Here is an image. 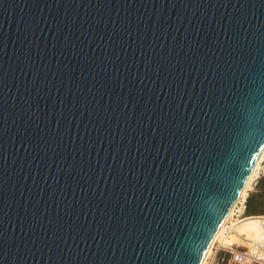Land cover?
Returning a JSON list of instances; mask_svg holds the SVG:
<instances>
[{"label": "water", "instance_id": "95a60500", "mask_svg": "<svg viewBox=\"0 0 264 264\" xmlns=\"http://www.w3.org/2000/svg\"><path fill=\"white\" fill-rule=\"evenodd\" d=\"M264 150V0H0V264H201Z\"/></svg>", "mask_w": 264, "mask_h": 264}, {"label": "built area", "instance_id": "2783aa9c", "mask_svg": "<svg viewBox=\"0 0 264 264\" xmlns=\"http://www.w3.org/2000/svg\"><path fill=\"white\" fill-rule=\"evenodd\" d=\"M247 195L238 199L232 211L231 221L225 224L229 228L231 222H237L247 216ZM205 264H264V216L261 220V233L257 238L244 239L242 242L221 244L217 241Z\"/></svg>", "mask_w": 264, "mask_h": 264}, {"label": "rangeland", "instance_id": "374dc122", "mask_svg": "<svg viewBox=\"0 0 264 264\" xmlns=\"http://www.w3.org/2000/svg\"><path fill=\"white\" fill-rule=\"evenodd\" d=\"M249 187L251 191L248 197L247 211L249 207L252 213L247 212L245 218L237 222H231L230 227L224 229L219 237V241L223 244L254 239L261 233V220L264 216V160L261 162L257 176L253 178Z\"/></svg>", "mask_w": 264, "mask_h": 264}, {"label": "bare ground", "instance_id": "6f19581e", "mask_svg": "<svg viewBox=\"0 0 264 264\" xmlns=\"http://www.w3.org/2000/svg\"><path fill=\"white\" fill-rule=\"evenodd\" d=\"M263 160H264V150H263L262 154L260 155L258 161L256 162L254 168L252 169V171H251V173H250V175H249V177H248V179H247V181H246L244 187L242 188L241 193H240V195H239V198H241V197H243V196L245 197V196L247 195V190L251 189V188L249 187V186H250V183H251V181L253 180V178H254L255 176H257V174H258V170H259V168H260V166H261V162H262ZM239 198H238V199H239ZM238 199H237V201H238ZM237 201H236V202H237ZM236 202H235V203L233 204V206L230 208L229 213H228V215L226 216V218H225L223 224L221 225V227L219 228L218 232H217L216 235L214 236V238H213V240H212V242H211V244H210V246H209V248H208V250H207V252H206V254H205V256H204V258H203V260H202V262H201V264H205V263H206V260H207L208 256L210 255V253H211V251H212V248L214 247L215 243H216L217 241H219V237H220V235L223 233V231H224V229H225V224H226L229 220L231 221L232 211H233V209H234V207H235ZM232 229L234 230V228H232ZM219 242H220V241H219ZM236 242H238V241H232V242H230V243H236ZM220 243L223 244L222 242H220ZM227 244H228V243H227Z\"/></svg>", "mask_w": 264, "mask_h": 264}, {"label": "trees", "instance_id": "16d2710c", "mask_svg": "<svg viewBox=\"0 0 264 264\" xmlns=\"http://www.w3.org/2000/svg\"><path fill=\"white\" fill-rule=\"evenodd\" d=\"M247 212L252 213V210L248 207V211Z\"/></svg>", "mask_w": 264, "mask_h": 264}]
</instances>
